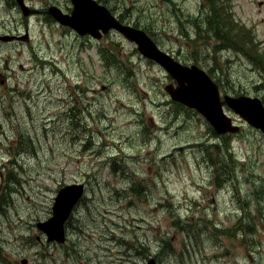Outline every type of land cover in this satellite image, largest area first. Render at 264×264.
<instances>
[{
  "label": "rangeland",
  "instance_id": "obj_1",
  "mask_svg": "<svg viewBox=\"0 0 264 264\" xmlns=\"http://www.w3.org/2000/svg\"><path fill=\"white\" fill-rule=\"evenodd\" d=\"M2 1L0 36L26 40L0 41V264H264V134L228 108L240 132L217 134L135 42L49 13L72 1L23 0L29 16ZM97 1L264 106V0ZM80 184L70 240L52 245L37 224Z\"/></svg>",
  "mask_w": 264,
  "mask_h": 264
},
{
  "label": "water",
  "instance_id": "obj_2",
  "mask_svg": "<svg viewBox=\"0 0 264 264\" xmlns=\"http://www.w3.org/2000/svg\"><path fill=\"white\" fill-rule=\"evenodd\" d=\"M23 14L29 16L36 10H30L23 0H17ZM74 10L70 15L63 14L53 7L49 13L62 25L72 27L80 35H92L100 39L111 30L122 34L127 40L135 42L141 54L156 61L162 66L174 81L166 87L171 99L184 106L197 110L214 127L217 134H237L240 128L234 126L233 119L226 113L225 106L244 120L249 126L260 130L264 134V106L258 98L247 96H225L222 100L218 86L202 70L197 67H184L171 57L159 50L151 37L143 30L130 25H124L111 14L107 7L96 0H72ZM17 37L0 36L1 41H9ZM85 186L71 185L63 188L55 198L53 217L37 227L43 230L49 242L65 241L64 223L72 214L78 200L84 194ZM74 193V194H73ZM51 226V227H50ZM53 226V228H52ZM26 262H23L25 264ZM147 264H158L151 258Z\"/></svg>",
  "mask_w": 264,
  "mask_h": 264
},
{
  "label": "flooded vegetation",
  "instance_id": "obj_3",
  "mask_svg": "<svg viewBox=\"0 0 264 264\" xmlns=\"http://www.w3.org/2000/svg\"><path fill=\"white\" fill-rule=\"evenodd\" d=\"M1 2H4V1H2V0H0ZM16 1V3L18 4V6L20 5L19 3H18V1L17 0H15ZM72 0H70V2H71ZM97 1V0H96ZM98 2V1H97ZM25 3V2H24ZM99 3V2H98ZM72 4V3H71ZM100 4V3H99ZM102 5V4H101ZM104 6V5H103ZM53 7H55V6H53ZM53 7H51L50 9H52ZM75 6H74V3H73V7L69 10V11H64L63 9H61L60 7H56V8H59V10L63 13V14H66V15H70L71 13H72V10H73V8H74ZM55 21V20H54ZM56 22V24L58 23L57 21H55ZM59 24V23H58ZM57 24V25H58ZM72 28V27H71ZM71 28H69V27H67V29H69V30H72ZM74 30V29H73ZM72 30V31H73ZM75 31V30H74ZM2 36H5V37H8V38H11V37H13V35H9V34H6V35H2ZM108 36H110V34L108 35ZM14 37H17V39L16 40H23V42H25V40H26V37L25 36H14ZM80 37V36H79ZM88 37H90L89 35H86V36H84L83 38H86V39H88ZM11 40H13V39H11ZM1 41V40H0ZM21 42V41H20ZM187 66H189V65H187ZM2 80H5V78L4 79H2ZM71 215L69 216V218L65 221V223H64V232H65V241L64 242H58V241H53V242H50L52 245H56V246H60V247H63V246H65L66 245V243L68 242V240H70L69 239V233H68V229H69V227H70V225H71V222H72V219H73V217H71Z\"/></svg>",
  "mask_w": 264,
  "mask_h": 264
}]
</instances>
